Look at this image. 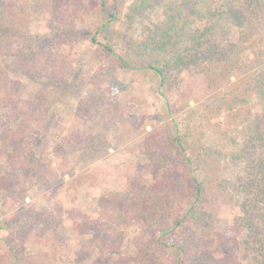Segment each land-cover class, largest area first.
I'll return each instance as SVG.
<instances>
[{"label": "trees", "instance_id": "16d2710c", "mask_svg": "<svg viewBox=\"0 0 264 264\" xmlns=\"http://www.w3.org/2000/svg\"><path fill=\"white\" fill-rule=\"evenodd\" d=\"M41 1L0 0V194L13 202L25 197L24 174L42 179L53 175L38 144L56 105L47 92L53 89L56 95H65L70 87L75 88L72 82L78 69L72 55L60 52L73 38L85 40L108 56L107 63L93 74L83 73L87 85L103 81L111 94L121 88L117 68H141L157 77L161 86L185 94L183 90L195 80L210 89L240 73L246 67L243 55L248 45L254 44L258 32H264V0H170L160 19L148 23L140 35L115 36L103 25L91 30L66 25L47 44L29 31V14L41 11ZM142 2L143 6L151 3ZM120 7V1L111 4V0H99L101 12L113 10L109 16L120 14ZM233 29L238 30L241 41L230 40ZM15 75L41 81L32 100L23 99V87ZM249 97L258 103L257 114L248 107ZM87 105L88 101L81 102L77 112L85 122L93 120ZM203 111L210 116L226 111L235 123L246 125L241 129L239 152L229 160L238 171L234 179L222 178V153L204 142L205 132L200 128L188 123L177 131L156 132L139 145L148 173L140 165L125 166L116 173L120 183L115 197L124 202V219L117 225L112 222L120 214L117 208L105 225L82 222L74 225L75 230L114 235L109 250H119L120 229L128 225L139 229V264H264V68L212 99ZM207 114L199 117L207 118ZM202 174L208 177H200ZM92 175L94 182L113 183L109 174ZM189 200L192 202L185 204ZM228 203H234L238 210L232 221V237L222 233L224 228L219 224L221 209ZM181 206L186 209L171 232H165L151 246L143 243L173 209L180 211ZM107 208L101 207L100 218H106ZM20 220L24 227L15 230L13 225L20 226ZM184 225L188 233L176 243L167 242ZM5 228L13 229L12 236L17 233L45 250L31 260L13 251L9 242L10 264H56L67 251L51 213H23L7 221Z\"/></svg>", "mask_w": 264, "mask_h": 264}, {"label": "rangeland", "instance_id": "374dc122", "mask_svg": "<svg viewBox=\"0 0 264 264\" xmlns=\"http://www.w3.org/2000/svg\"><path fill=\"white\" fill-rule=\"evenodd\" d=\"M116 1L121 3V13L112 17L109 16L113 13L110 8L107 13L100 11L99 0H83L80 3L73 0H42L41 11L29 14V31L47 44L66 25L76 30H91L103 25L115 36L140 35L148 23L160 19L163 6L170 0H150L151 6H143L142 0H111V4ZM137 7L140 9L137 10ZM73 39L71 43L63 45L60 52L72 55L73 66L78 69L72 82L75 88L70 87L65 95H56L53 89L47 92V98L55 101L56 105L43 126L38 144L53 175L42 179L24 174L22 182L26 194L23 200L13 202L0 194V264L11 263L9 242L13 251H20L31 260L45 253L39 243L30 244L17 233L12 236V228H9L10 231L5 228L7 221L23 213H51L56 218L60 237L67 247L66 253L56 264H139V229L130 225L121 228L123 235L119 232L116 242L119 250H109L108 244L114 235L108 236L103 231L81 234L74 225L98 221L103 226L106 221H111V213L117 208L120 214L115 218L117 221L112 222L117 225L124 219L121 210L124 202L115 197L120 183L115 178L116 173L125 166L135 165H140L148 173L149 168L142 161L139 145L156 132L177 131L188 123L190 127L200 128L205 132L204 142L222 153V178L232 180L238 173L229 160L239 152L243 142L241 129L246 125L235 123L226 111L210 116L203 109L212 99L234 89L250 74L264 68V32H258L253 38L254 44L248 45V51L243 55L246 67L240 73L210 89L195 80L183 90L185 94H180L175 88L161 86L157 77L141 68H117L116 76L121 88L111 94L108 92L109 86L103 81L99 85H87L83 73L93 74L107 63L108 56L98 52L85 40ZM230 40H240L237 29L232 30ZM15 79L22 84L23 99L32 100L41 81L21 75H15ZM85 101L89 103L86 111L93 114V120L86 122L77 116V112L81 111V102ZM248 107L254 114L260 110L254 97H249ZM204 113L207 118L201 119L199 115ZM224 134L227 136L223 140ZM2 162L3 158L0 157ZM93 173L105 177L109 174L113 183L104 180L94 182ZM200 177L208 176L202 174ZM106 206L108 213L102 219L103 213L99 211ZM185 209L183 206L180 211L173 209L169 218L157 226L143 243L151 246L165 232H171ZM237 211L234 203H228L221 209L219 224L227 237L234 236L232 221ZM23 225V220H20V226L14 224L13 227L19 230ZM187 230V225L181 226L167 238V242L176 243L188 233Z\"/></svg>", "mask_w": 264, "mask_h": 264}]
</instances>
